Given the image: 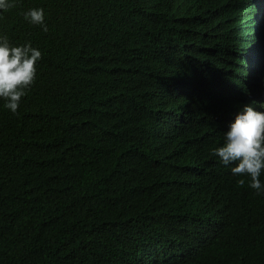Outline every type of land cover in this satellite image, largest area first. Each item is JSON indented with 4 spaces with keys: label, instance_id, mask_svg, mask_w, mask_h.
Returning <instances> with one entry per match:
<instances>
[{
    "label": "trees",
    "instance_id": "trees-1",
    "mask_svg": "<svg viewBox=\"0 0 264 264\" xmlns=\"http://www.w3.org/2000/svg\"><path fill=\"white\" fill-rule=\"evenodd\" d=\"M249 6L17 0L0 34L42 55L17 112L0 99V264H264V194L213 153Z\"/></svg>",
    "mask_w": 264,
    "mask_h": 264
},
{
    "label": "clouds",
    "instance_id": "clouds-1",
    "mask_svg": "<svg viewBox=\"0 0 264 264\" xmlns=\"http://www.w3.org/2000/svg\"><path fill=\"white\" fill-rule=\"evenodd\" d=\"M250 6L235 18L229 52L240 67L237 80L224 87L236 113L223 132L222 143L213 149L223 166L230 167L257 194H264V0H249ZM17 0H0V18L16 7ZM30 24L47 32L44 9L30 8L23 13ZM41 51L30 42L13 45L0 34V99L3 107L16 113L21 98L33 84Z\"/></svg>",
    "mask_w": 264,
    "mask_h": 264
}]
</instances>
